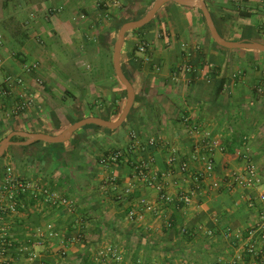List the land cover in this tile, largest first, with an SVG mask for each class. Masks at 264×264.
<instances>
[{
    "label": "crops",
    "instance_id": "crops-1",
    "mask_svg": "<svg viewBox=\"0 0 264 264\" xmlns=\"http://www.w3.org/2000/svg\"><path fill=\"white\" fill-rule=\"evenodd\" d=\"M100 1L109 5L107 10L98 5ZM113 1L0 0V90L8 77L15 79L9 95L0 94V136L13 133L12 129L55 135L81 115H107L105 109L79 111L77 104L89 101L101 103V108L103 83L114 84L111 78L86 80L83 72L104 49L97 47L100 35L114 38L112 22L132 17L147 4L116 0L120 4L116 6ZM206 3L223 38L264 44V0ZM136 36L131 41V36L126 37L121 53L122 68L132 77L138 98L122 125L125 134L120 137L116 130L90 125L79 130L85 143L69 144L64 154L51 152L52 144L44 142L26 146L19 176L34 182L33 159L38 169L46 162L43 169L50 176H39L42 182H37L43 187H56L68 175L62 191L51 192L65 196L70 207H55L44 196L34 202L28 196L10 225L14 238L32 248L37 258L17 250L11 262L81 264L79 256L90 254L94 264H264V258L255 259L247 249L256 232L264 229V92L257 91L264 87V52L218 47L199 11L176 4H168L153 26ZM140 40L149 45L148 52L136 51L133 60V43ZM32 63L38 69L26 72L24 66ZM189 63L195 73L178 72L179 66ZM22 94L33 98V105L8 116ZM184 118L191 126L209 130L222 149L215 156L216 175L205 182L190 205L176 207L161 200L156 185L174 198L195 188L192 177L179 171V163L167 164L174 149L179 162L189 161L194 137ZM132 132L140 138L141 147L131 148ZM148 138H155L157 145L147 147ZM88 141L100 146L85 157L82 146ZM74 147L78 156L70 154ZM110 147L123 151L116 165L108 163L111 155L102 159ZM142 162L150 166L144 179L136 171ZM250 164L261 181L246 188L235 177L245 176ZM153 173L159 179L154 180ZM106 176L113 181L110 198L99 205L100 199L94 200L86 189L94 183L101 185ZM215 180L221 184L219 189L211 186ZM131 183L132 193L126 195ZM141 199L154 211L142 208ZM132 210L137 214L134 219ZM48 224L53 225L52 232ZM38 231L42 236H37ZM67 236L71 241L66 244ZM109 246L116 249L120 261L100 255Z\"/></svg>",
    "mask_w": 264,
    "mask_h": 264
},
{
    "label": "built area",
    "instance_id": "built-area-1",
    "mask_svg": "<svg viewBox=\"0 0 264 264\" xmlns=\"http://www.w3.org/2000/svg\"><path fill=\"white\" fill-rule=\"evenodd\" d=\"M112 4L116 6H120L119 2L114 0ZM98 5L102 6L107 10L108 4L105 1H100ZM60 10V8H59ZM58 11V10H57ZM149 45L146 42H138V53L145 55L148 52ZM39 67L38 64H26L24 66V70L26 72H33L37 70ZM178 72H185L189 75L195 73L194 66L192 64H182L178 67ZM176 72V74H178ZM14 77L10 76L7 78V85L6 87H2L0 90V94L3 96H7L10 93V89H12V85L14 84ZM264 87L259 86L257 87V91L260 93L264 92ZM33 105V98L27 96L26 94H22L20 96L19 102L13 104L10 107L8 112V116L12 115H19L20 113L28 110ZM183 123L187 125L190 130L189 132L194 137V141L190 145V153H189V161H180L178 159V152L176 149L171 150L167 156V164L170 167H174L176 164L179 165V171L182 174H188L192 177L194 182L195 188L189 189L186 192L180 193L177 198L172 197L170 194L165 192L163 187L158 184L156 185V189L160 194L161 200H163L166 204H173L176 207L179 206H187L193 202V199L196 197L197 194L203 191V186L205 182L209 180L211 177L216 175V163H215V156L216 152L220 151L222 147L220 143L209 130L207 129H199L195 126H191L189 123L188 118H184ZM130 141L132 142V147H141L140 138L135 133L129 134ZM147 147H155L157 145L155 138H148L146 140ZM123 156V151L120 149L115 154H112L109 161L117 162L119 158ZM107 163V162H106ZM105 164V162H104ZM195 164V165H194ZM137 175L139 174L140 177L147 178V171L150 169L149 164L146 162H142L139 168H136ZM152 178L154 180L159 179V175L152 174ZM163 176V174L161 175ZM151 179V178H150ZM235 181L238 185L244 186L246 188L254 187L255 184L259 183L261 180L257 174V171L254 165L250 164L247 167L246 175L245 176H236ZM211 186L214 189H219L221 184L220 182L213 181ZM133 184H129V186L125 190L126 195H130L132 193ZM30 194L33 197H37L39 195H44L46 200L51 202L53 206H68L69 202L64 197L59 196L55 192H50L45 189L43 186L39 184L30 182V181H23L19 178L13 168L11 166H7L5 168V176L4 181L0 184V222H5L7 218H10L11 221L5 222V225H0V263H11V256L7 255L8 252L12 251L13 242L15 239L13 236L8 233V230L11 228L10 222L13 219L19 216V207L22 205L23 195ZM30 196V197H31ZM261 200L264 201V194L261 195ZM140 205L145 210L154 211L155 208L151 207L149 204L145 202V199L140 200ZM136 212L132 210L130 213V217L134 219L136 217ZM141 217V216H140ZM264 226V225H262ZM47 228L51 231L52 225L48 224ZM37 236H42L41 231L37 232ZM71 240V239H70ZM253 243L248 246V252L255 257V259H263L264 258V229L261 228L260 232H256ZM260 244H262L260 246ZM5 246L9 249L2 248L1 246ZM11 248V249H10ZM14 251L19 250L20 252L28 253L30 259H36L37 254L34 251L30 250V247L27 244L18 242V246ZM7 252V253H6ZM62 255H65V252L62 251ZM101 256H111L114 260H121V257L117 254L116 249L113 247H107L100 253Z\"/></svg>",
    "mask_w": 264,
    "mask_h": 264
},
{
    "label": "water",
    "instance_id": "water-1",
    "mask_svg": "<svg viewBox=\"0 0 264 264\" xmlns=\"http://www.w3.org/2000/svg\"><path fill=\"white\" fill-rule=\"evenodd\" d=\"M168 4H176L182 7L200 11L204 16L210 37L218 47L236 51L253 50L264 52V44L260 42H234L224 39L216 28L206 0H155L152 7L148 10L144 17L138 20L126 22L117 33V38L113 48V68L118 80L126 90V104L119 117L116 120H105L99 117H88L70 125L57 135H50L46 133L13 132L0 141V159L4 157L6 151L12 146L26 147L37 142H44L47 144L66 143L74 136L76 132L85 126L95 125L112 131L119 129L127 121L136 98L133 84L128 76L124 73L121 64V53L126 40V35L129 32L142 29L143 27L150 24ZM15 136H20L22 138H26L27 140L15 142L13 141Z\"/></svg>",
    "mask_w": 264,
    "mask_h": 264
},
{
    "label": "trees",
    "instance_id": "trees-1",
    "mask_svg": "<svg viewBox=\"0 0 264 264\" xmlns=\"http://www.w3.org/2000/svg\"><path fill=\"white\" fill-rule=\"evenodd\" d=\"M154 1L155 0H152V2L151 3H147L146 4V6L145 7H143V8H141L140 9V11H138L136 14L134 13V15L132 16V17H128V18H124L123 17V19H120V20H118L117 22H112V25H111V27H110V30H113V32H114V35L115 34H117L118 33V31H119V29L126 23V22H128V21H133V20H138V19H141L142 17H144L146 14H147V12H148V10L152 7V5H153V3H154ZM199 13H200V15H201V17H202V20H203V22L205 23V19H204V16H203V14L199 11ZM158 17H159V15H157V17L155 18V20L154 21H152L150 24H148L147 26H145V27H143L142 29H138V30H135V31H132V32H129V33H127V35H126V37H129V36H131V35H136V34H140L141 32H143L145 29H147V28H149V27H151V26H153V24L155 23V21L158 19ZM205 25H206V23H205ZM224 39H226V38H224ZM226 40H228V39H226ZM98 42V45H97V47H99L100 49L101 48H104L105 50H107L108 51V53H110L111 54V68H112V71H113V74H114V76L117 78V76H116V74H115V71H114V68H113V60H112V57H113V48H114V43H115V41H116V38L114 37L112 40L109 38H106V36H104L103 34L102 35H100V37H99V39L97 40ZM228 41H230V40H228ZM139 43L140 42H144L143 40H140V41H138ZM138 42L136 43V46H134L133 48H132V50H131V53H130V57L134 60V59H136V51L138 50ZM226 50V49H225ZM92 62V61H91ZM90 62V68L92 67V63ZM97 63V62H96ZM96 63H95V65H94V71H93V74L91 75V76H93V80L95 79V80H97L98 78H100V77H103V78H106V79H109L110 78V74H109V72H107L105 69H103V68H100L99 66L97 67V65H96ZM121 64L123 65V57H122V59H121ZM123 67V66H122ZM123 71H124V73L128 76V78L130 79V81L132 82V84H133V79H132V77L127 73V71H125V69H123ZM97 76H100V77H97ZM117 80H118V78H117ZM120 86H119V85ZM118 86H117V88L115 87L114 89L116 90L117 89V91H116V93H118V94H116L117 95V97L114 99V101L116 100V99H119V100H126V90H125V87L121 84V82L118 80ZM138 96V95H137ZM136 99H138V98H136ZM135 102H137V100L135 101ZM102 106H104V108H103V110L105 109V111H106V113H107V115H105V116H103V119H105V120H111L112 119V117H116V116H119L120 115V113H121V111H120V108H121V106H120V104H117L116 106H114L113 107V109H110L109 110V107L107 106V107H105L106 105L105 104H103ZM83 108L81 107L80 109H79V111H81V112H83V110H82ZM134 110V107L132 108V111ZM131 111V112H132ZM85 118H87L86 116H83V115H81V116H79V117H77L76 119H74V120H70L69 122L71 123V124H74V123H76V122H79V121H81V120H83V119H85ZM90 126V125H89ZM91 126H93V127H96V128H100V129H102L101 127H99V126H95V125H91ZM103 130H106V131H111V130H109V129H103ZM14 131H18V130H16V129H12L11 131H10V133L11 132H14ZM34 133H39V132H42V130H38V129H35V130H32ZM9 134V133H8ZM8 134H6V135H4V136H0V141L1 140H3ZM57 133H55V135H56ZM74 137H76V147L79 145V143L78 142H80L81 141V139H80V137H79V135H78V132H76L75 134H74ZM73 137V138H74ZM72 138V139H73ZM27 139L26 138H22V137H20V136H15L14 138H13V141H15V142H22V141H26ZM70 142V141H69ZM40 143H43V142H37V143H35L34 145H36V144H40ZM54 145V144H53ZM52 145V146H53ZM73 145V144H72ZM49 146H51V145H49ZM74 146H75V144H74ZM27 150V147H23V146H12V147H10L7 151H6V153H5V155H4V157L3 158H5L9 153H11L12 155H13V157H14V160H18L19 162H21V163H23V162H25V159L26 158H24V157H26L24 154V152ZM120 150V148H116V147H110L109 148V150H107L106 152H105V155H104V158H102V159H107V157L109 156V155H112V154H115L117 151H119ZM3 158H1L0 159V184L4 181V176H5V168L3 167V164H2V159ZM121 159L122 158H119L118 160H117V162H112V161H109L108 163L110 164V163H112V164H110V165H116L118 162H120L121 161ZM104 161V160H103ZM139 168V167H138ZM137 170V169H136ZM67 177L65 178V179H63L62 181H60L59 182V184L56 186V187H52L51 185H49L48 187H44L45 189H47L48 191H53V190H60V191H62V188H63V186H65L66 184H67V182H68V175H66ZM19 178H21L23 181H28V180H26V179H24L23 177H21V176H19ZM28 196H31L30 194H25V195H23L22 197L23 198H21V200H22V202H26L27 201V197ZM42 196H44V195H39V196H37V197H33V196H31V198L33 199V201L35 202V201H37V200H41L42 199ZM45 197V196H44ZM65 199H66V197L65 196H63ZM31 199V200H32ZM30 200V201H31ZM19 210H22V205L19 207ZM79 214H81V211H79ZM8 221H11V219L10 218H7L6 220H5V222H8ZM5 222H1V224L2 225H5L4 223ZM12 227L8 230V233H11V235L13 236V238H14V234H12ZM81 234H83L82 232H80ZM15 239V238H14ZM64 239L65 240H67V241H64L66 244L69 242V241H71L70 240V238H68V236L67 237H64ZM18 240L17 239H15V241L13 242V246H12V248L13 249H16L17 248V246H18ZM30 242V241H29ZM32 244V242H30L29 243V245H31ZM2 248H5V249H9V248H7V247H5V246H1ZM11 249V248H10ZM12 249V251L11 252H6L7 253V255H9V256H13V254H14V250ZM31 251H33V249L31 248L30 249ZM80 257V262H81V264H94V263H92L91 262V260L89 259V257H90V254L89 255H87V254H83V255H81V256H79ZM0 264H13L12 262L11 263H0Z\"/></svg>",
    "mask_w": 264,
    "mask_h": 264
},
{
    "label": "rangeland",
    "instance_id": "rangeland-1",
    "mask_svg": "<svg viewBox=\"0 0 264 264\" xmlns=\"http://www.w3.org/2000/svg\"><path fill=\"white\" fill-rule=\"evenodd\" d=\"M144 2L145 3H151L152 2V0H144ZM172 6V5H171ZM114 37L115 38H117V34H115L114 35ZM134 38V40H136V38H137V36L136 35H131V38H130V41L132 40ZM136 43H137V41H134V43L133 44H135V45H133V46H136ZM249 52V51H248ZM99 56H97L98 57V59L96 60L95 58H93L94 60L91 62L92 63V67L90 68V69H86L83 73L85 74V78H86V80L88 79V80H90V79H92L93 78V76H91L92 74H93V71H94V65H95V63H96V65H97V67L99 66L100 68H103V69H105L107 72H109V74H110V78H111V80L114 82V84H111L110 82H108V83H103V84H105V86H103L102 87V93H103V104H105L106 106L105 107H109V110L110 109H113V107L114 106H116L117 104H120V106H121V108H120V111L122 112V110H123V108H124V106H125V104H126V100H119V99H116L115 101H114V99L117 97V95L116 94H118V93H116V91L117 90H115L114 88H113V86H115V87H117L119 84H118V80H117V78L114 76V74H113V71H112V68H111V54L110 53H107L104 49H102V50H100L99 51ZM62 55V58H64L65 57V55L64 54H61ZM91 59V58H90ZM71 74H77L76 72H74V71H72V72H70ZM97 77H100V76H97ZM98 79H100V80H105L106 78H103V77H100V78H98ZM104 82H106V81H104ZM118 84V85H117ZM120 86V85H119ZM104 92H105V95H104ZM101 105V103L99 104H97V103H95V102H90L89 101V103H86V104H77V107L80 109L81 107L82 108H85V109H82V110H86L87 112L89 111V113H94V112H99V111H101V109L103 110V108H104V106H102L101 108L100 107H98V106H100ZM103 113V112H102ZM118 116H116L115 118H117ZM81 132L82 131H79L78 132V135H81ZM115 133H119V135H117V136H123L124 134H125V129H124V126H122V127H120L119 129H117L116 131H115ZM111 139H112V141H113V137H111ZM69 142V141H68ZM68 142H66V143H63V144H52L51 146H50V148H51V152H55V151H61V152H63V154H64V150H65V147L66 146H68L69 144H75L76 145V137H74L73 139H71L70 140V142L68 143ZM92 142V141H91ZM91 142H87L86 144H84L82 147H83V149L85 150V153H84V156L86 157V156H88L89 154H88V152L90 151V150H95V151H97V149H99V144L98 145H96V144H92ZM79 144L81 143V144H83V143H85V141H80V142H78ZM42 144H44V143H40V144H36V145H42ZM48 151V150H47ZM71 153L70 154H75V155H77L78 156V150H76V147H74L73 148V150L72 151H70ZM48 153V152H47ZM52 156H53V153L51 154ZM51 156V157H52ZM59 156V155H58ZM78 159V158H77ZM2 164H3V167L4 168H6L7 166H11L12 168H13V170H14V172L16 173V174H18V175H21L22 173V171H23V168H22V166H23V163H21V162H19L18 160L16 161V160H14V157H13V155L11 154V153H9L5 158H3L2 159ZM45 163L46 162H44V163H42L41 164V169H38V166H37V163H36V161H35V159H33L32 160V165L33 166H31L30 168V170L33 172V174L36 176V178H34V177H32L33 179H32V181H34L33 183H36V184H39V183H41L42 182V180L39 178V176L40 177H49L50 176V174H48L47 173V171L46 170H44L45 168H44V165H45ZM57 163H58V161H57ZM50 164V163H49ZM48 164V165H49ZM60 164H62V162H60ZM59 164V165H60ZM51 165V164H50ZM49 165V166H50ZM54 165V164H53ZM40 168V167H39ZM44 168V169H43ZM50 168L52 169V167L50 166ZM49 171H50V169H49ZM107 171V170H106ZM105 171V172H106ZM46 175V176H45ZM22 176V175H21ZM78 176V178H79V175H77ZM105 178V179H104ZM103 178V180H104V182H102V184L101 185H99L98 186V184H92V187H90V188H88V189H86V190H88L89 192H90V194H92V196H93V198L95 197V198H99L100 200H99V202H97L99 205H101V203L100 202H102V200L103 199H109L110 197H109V193H110V187L112 186V184L111 183H113V181H111V179H109V178H107V176L106 177H104ZM41 180V181H40ZM45 180H47V179H45ZM78 181H80L79 179H78ZM37 182H39V183H37ZM44 182V181H43ZM40 186H41V184H39ZM43 186V185H42ZM115 186V185H114ZM100 187H103V188H100ZM119 188L118 187H116V190H118ZM105 197V198H104ZM109 197V198H108ZM95 198H94V200H95ZM68 202L70 201V200H67ZM67 207H70V205L68 204V206ZM0 225H1V222H0ZM52 225V224H51ZM53 226V225H52Z\"/></svg>",
    "mask_w": 264,
    "mask_h": 264
}]
</instances>
